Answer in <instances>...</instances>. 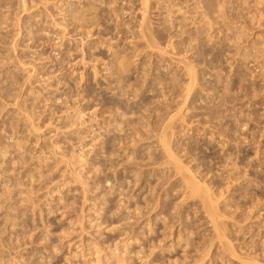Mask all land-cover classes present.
<instances>
[{"label":"rangeland","instance_id":"374dc122","mask_svg":"<svg viewBox=\"0 0 264 264\" xmlns=\"http://www.w3.org/2000/svg\"><path fill=\"white\" fill-rule=\"evenodd\" d=\"M83 7L87 9H83ZM80 8L87 13L79 10ZM80 11L84 12V15L80 16L85 18L84 22L77 20L80 19ZM72 15H75V19L72 18ZM119 55L123 58L120 59ZM117 60L126 63V65L124 64L125 70L121 75L123 78H120L121 76L116 73V67L113 64ZM19 86L21 89L18 88ZM20 90L23 92H19L20 95H18ZM110 90L115 92L112 93ZM0 96V150L2 152L7 150V153H2L7 155L6 158L1 157L4 155L0 154L1 163V158L4 159V164L0 163V172H5L2 175L3 178L0 175V192L6 194L0 193V199L3 200L6 196L7 203L14 204L16 201L15 203L18 205L21 198L26 200L23 199V203L19 207L14 204L11 205L12 209L10 207L7 210L0 208V262H2L0 264H5L3 260L7 264H169L168 261H172L171 264L175 262L178 264H264V246L262 245L264 243V237H262L264 236L263 0H146L145 7L142 5V0H0ZM14 98L21 102L17 103ZM6 99L7 101H4ZM2 101L11 103V105H4L5 103L2 104ZM87 101L90 102L87 103ZM14 105L21 107L22 110L20 111L18 107L16 109ZM10 106L16 110L11 109ZM32 106L35 110H32L33 112L30 111ZM94 106L97 112H95ZM99 106L102 111L98 109ZM91 110L95 112L96 117L90 113ZM19 111L30 112L29 115H33L39 120L31 116L26 119L27 113H24V116L20 115ZM79 111H84L85 116H83V120L78 121L76 116L79 117ZM17 114H19V118ZM117 116L121 117L118 118ZM144 116L149 121L143 119ZM28 118L33 120L32 123L34 124L42 123V126L32 124ZM90 118H93L92 121L89 120ZM166 118H171V121L170 119L164 121ZM19 119H25L23 120L25 124L18 121ZM35 121L38 122L35 123ZM125 122L135 123L133 124L135 126ZM147 122L150 125L148 128L155 129L151 134L148 132L150 129L142 131L146 130L147 124L144 123ZM156 122L161 123L160 126H166L164 124L173 126L171 128H173L174 134L169 133V136L165 137L168 140L167 145L172 146H169L167 151L170 148L177 149V153L175 150L171 149V151L173 155L177 154L174 157H178L176 160H179L182 165L178 164L179 161H173L172 157H170L172 160L169 159V161L176 163V165L169 164L168 160H163L161 155L164 150L162 147V150L159 149L161 144L156 142L157 140L160 141L158 138H163L162 135L160 136L161 131L165 129L164 133L167 135L166 131L169 128L164 127L163 129L162 126L161 130ZM124 123L128 126L125 127ZM27 125H34L39 128L33 127V129ZM169 125L167 126L169 127ZM15 126H18L19 129ZM116 126L121 130H117L121 132V136H118L119 133H115V131L113 133ZM27 127L30 128V132ZM135 128L138 130L141 128L140 132ZM31 129L36 131L41 129L40 132L43 133V136L39 137L42 138H38V135L42 133L36 132L35 137L38 138L36 139ZM90 129L94 132H89ZM16 131H20V135ZM141 131L145 132L146 135L149 133L148 137L152 136L151 139L143 135ZM122 132H130V134L135 132V134L132 133L136 136H133L136 139L134 144L143 142L144 136L147 142L144 141L146 142L143 143L145 144L144 147L142 144H140L142 146L138 144L133 149V143L130 142L131 137H122ZM159 132L160 134H158ZM14 134L18 135L14 136ZM29 134L33 135L29 136ZM139 134L140 137H143L137 142L140 138ZM114 135L116 137H113ZM157 135L159 136L157 137ZM12 136L14 138H11ZM28 136L30 142L28 139H23L28 138ZM49 137H56V139L53 141L52 138L51 141ZM108 137H110L109 140ZM112 137L126 138L125 140H129L128 143H132V149L125 147L127 145L130 147V143L126 144L127 141L117 138L119 143L124 142V144L121 145L120 143V148L117 146L118 148L114 150L118 143L114 145L115 143L111 140ZM20 138L21 140H19ZM58 138L60 139L58 140ZM11 139L27 142L18 143L15 141V145H12ZM117 139L114 140L118 141ZM131 140L133 141V139ZM39 141L40 144H38ZM108 141L112 142L111 146L115 148H110ZM148 141L150 146H148ZM54 142L60 145L59 154L50 153V146ZM30 143L34 146H30ZM36 143L39 147H35ZM13 146L20 147V150ZM24 146L28 148H24ZM147 146L150 148H145ZM140 148L145 150H138ZM40 149L48 151L42 152ZM136 149L141 153L133 152ZM148 149L151 151L148 152ZM102 150L109 151V153H104ZM125 150L129 152H123ZM113 151H116V156H113ZM21 152L22 155L25 154L24 156H26H23V159L20 155ZM33 152L35 153L33 154ZM39 153H44V156L49 155V159L56 157L52 155L57 154L62 157L64 154L63 156L67 160L73 161L74 158V162H72L73 164L65 162L69 163L68 165L64 162L63 164L59 163L61 166L55 165L57 163L51 162L49 159L47 162L48 156L44 157ZM81 153L86 160L83 159ZM117 153L124 162L126 158H131L125 162L128 164L125 165L127 167L124 168L123 161L119 159ZM132 153L134 156H131ZM166 153L164 152L165 156H172V153ZM18 154L20 157L17 156ZM79 154L83 159L81 161L80 158L78 159ZM111 154L114 158L117 157L118 162L120 160L119 164L122 163V167L118 168L120 165L117 164L118 166L113 167L116 168L115 171L110 172L111 169L108 168H111L109 165L112 161L105 159ZM11 155H15V157L12 156V159ZM30 155L33 157L31 158ZM39 155L43 157H39L42 160L37 158ZM106 155L107 157L104 159ZM147 155L154 158L149 160ZM10 157L11 159H9ZM90 157H95V159L87 160ZM135 157L136 160H134ZM139 158H142V161ZM43 159L47 165L42 163ZM103 160L106 161L107 165L102 163ZM113 162L112 164H116L117 161ZM232 162H236V164L233 165ZM26 163H28L27 166H25ZM99 163L105 164V166L100 167ZM144 164H148V168ZM65 165L68 168L70 166L75 167L73 169L75 172H72L71 167L68 170H71L72 173L67 174V169L64 172ZM29 166L30 168H28ZM31 166L34 169H31ZM107 166L109 167L106 168ZM128 166L131 168L129 167V169ZM172 166L176 167L177 170ZM178 166H181V169ZM39 168L42 170H39L41 172H38ZM143 168L145 170H142ZM185 168L189 172L192 170L194 173V175L190 173L192 178L196 174H198L196 179L202 178L204 175L201 184L197 183L198 187L206 186L199 187L204 189V194L207 193L206 190L209 192L212 189L215 190L212 192L215 193L216 206L209 200H213V197H209L208 201L206 200L209 193L205 195V198H203L204 194L193 195L192 192H190V197L188 196L189 191L186 192L187 188L185 189V187H188L189 184L183 187L188 181L181 179L189 176V172L187 174ZM19 169L22 172L19 174L20 176L18 175L21 179L17 176ZM151 169L154 170L151 171ZM178 169H184L183 172L186 175L181 171L185 175L183 177ZM26 170L31 172L28 173ZM34 170H37V174H43L38 177L32 172ZM61 170L63 171L61 172ZM100 170L103 172L105 170L104 174L109 175H105L109 178L106 177V180L109 181L104 180V178L103 180L109 182L107 185L111 182V185L114 186H110L111 188L115 187L113 188L114 191L108 188L106 182L100 178V176L105 177ZM132 170L135 173L141 171L140 175L144 174L141 176L142 180L139 173L138 175L132 174ZM175 171L177 172L175 173ZM26 172L27 176H25ZM63 172L65 175L63 174L62 177L60 173ZM112 172H115V175H110ZM150 172L151 174H149ZM209 172L218 174H209ZM11 175L17 177H13L8 183L12 178ZM122 175L126 177L123 178ZM132 175L136 176L133 177ZM28 176L31 177L28 179L26 178ZM32 177L34 178L32 179ZM61 177L63 181L60 179ZM136 177L141 182L136 179L137 182L133 183L136 184L135 186L122 181V179L129 181L133 178L130 182H134ZM243 177L244 179H242ZM39 178L40 180H38ZM118 178H122L121 181ZM235 178L237 180H234ZM188 179L189 177L185 180ZM200 179L198 180L200 181ZM20 180H23L24 186H26V182L28 183L25 187L27 189H23L24 186ZM58 180L61 186L63 185L62 182L64 183L63 187L56 186ZM64 180L70 183L66 184ZM191 180L196 183V180ZM5 181L7 184L3 183ZM155 181L158 182L156 185H154ZM202 182L204 183L202 184ZM18 183L20 186H17ZM50 184H55V188ZM148 184L151 187L147 188ZM47 185H50L48 190L45 188L48 187ZM116 185L125 191L121 188L119 190ZM5 187L9 188L10 191ZM29 187L33 188V191L28 189ZM2 188L6 190L2 191ZM57 188H62L61 192H58L60 189L57 191ZM69 188L70 190H68ZM13 189L19 190L16 191L17 194L13 192L15 191ZM26 190L32 192L31 195ZM34 190L38 192V195L35 194ZM53 190L57 192H52ZM154 190L156 191L155 194ZM120 191H124V193ZM139 192L141 193L138 194ZM150 193L155 195L153 197L151 194L152 199H149L151 198ZM10 194L13 195H11L12 197L20 198H16L17 200L11 198ZM144 194L146 195L143 196ZM7 195L9 196L7 197ZM27 196L32 197L30 199ZM195 196L199 199L194 198ZM145 197H147L146 200L148 199L146 202L151 201L152 204V200L156 201L157 199L154 198H158L156 202L154 201L158 205L146 203ZM123 198H128L127 201H131L127 203L126 199L123 200ZM201 198L203 201H211V206L207 205L206 201L202 204L203 201H199L202 200ZM27 199L30 202L33 200L31 202L33 205ZM161 199L164 202L160 203ZM252 199L253 204H251ZM25 202L29 203L26 204ZM203 205L207 207L213 205L215 207L213 209L219 213L218 219L215 217L216 213L214 216L208 215L218 220L213 219V222L215 221L218 225H223L222 222H225L223 227L220 226L221 229L218 225L216 226L217 232L219 228L223 237L220 234L215 236L216 233L211 235L216 232L213 224L212 227L209 226L211 223L209 219L211 220L213 217L207 218L206 209H203ZM257 205L256 212H254V207ZM13 207L19 209L15 210ZM136 207L139 209L134 211ZM248 207L249 209H247ZM125 208L127 209L125 210ZM160 208H162L161 213ZM9 209L13 215L16 211L17 215H11L8 212ZM213 209L210 210L213 211ZM138 210L141 213H138ZM207 213L211 212L207 211ZM7 214H10V217ZM121 214L122 217H120ZM135 214L141 216L137 217ZM12 217H14V221L15 218L18 222L23 219L24 221L16 222V225H13L15 223H12L14 222ZM156 217H159V220ZM148 218L153 222H147L149 221ZM143 219L145 220L143 221ZM180 222L182 224H179ZM146 223H149L148 228L151 230H147L148 224ZM163 226L167 227L164 228ZM210 228H214L213 232ZM211 236H221L218 238L222 239L213 238L214 241L212 239L210 241ZM163 238L166 239L163 240ZM210 242L214 243L210 245ZM151 244L156 248H151L150 246H153ZM224 245L227 247L231 245L229 247H233L234 250L229 248V251H234L232 253L234 255L230 254ZM220 247L222 248L220 249ZM150 248L154 252L149 250L152 251L150 253L147 250ZM162 248L165 249L159 253ZM223 249L227 252H223ZM205 250H210L207 252L209 255L205 253ZM156 252L158 253L155 254ZM201 252L202 254L205 253V257L202 256ZM153 254L155 255L153 256ZM254 254L256 257H252ZM212 256L215 257L212 259ZM174 258L180 260L173 261ZM194 259L196 261H193ZM97 260L99 261L97 262Z\"/></svg>","mask_w":264,"mask_h":264},{"label":"bare ground","instance_id":"6f19581e","mask_svg":"<svg viewBox=\"0 0 264 264\" xmlns=\"http://www.w3.org/2000/svg\"><path fill=\"white\" fill-rule=\"evenodd\" d=\"M256 1H258V0H256ZM263 1H264V0H263ZM145 4H146V0H142V5H143L144 7H145ZM83 9H87V8H84V7H83ZM83 9L80 8L79 10L84 11ZM88 10H89V8H88ZM84 12L87 13L86 11H84ZM84 12H83V13H84ZM73 13L75 14V12H73ZM73 13H72V14H73ZM77 13H78V12H77ZM79 13H80L79 17H80L81 15H84L81 11H80ZM81 13H82V14H81ZM75 15H76V14H75ZM75 15H72V18L75 19V17H74ZM76 16H77V15H76ZM70 17H71V16H70ZM84 17H85V16H84ZM74 19H72V20H74ZM76 19H77V18H76ZM80 19H81V20H80ZM80 19H77V20H78V21H82V20H83L82 22L85 21V20H84L85 18H81V17H80ZM116 56L118 57V54H117ZM119 56H120V55H119ZM120 57H121V56H120ZM122 58H123V57H121L120 59H122ZM114 59H115V58H114ZM117 59H118V58H117ZM115 61H116V60H115ZM119 61H120V60H117V62H114V61H112V62H114L113 64L115 65V66H114V65H113V66L116 67V73L119 74V75L121 76L122 73H123V71L125 70V69H124V66L126 65V63H124V61H120V62H119ZM124 64H125V65H124ZM11 73H13V72H11ZM11 75H12V74H11ZM12 76H14V75H12ZM14 78H15V76H14ZM120 78H123V76H121ZM15 81H16V80H15ZM10 83H12V82H10ZM13 83H14V82H13ZM11 86H13V85H11ZM116 87H117V86H116ZM18 88H20V86H19ZM107 88H108V87H107ZM109 88H110V87H109ZM20 89H21V88H20ZM13 90H16V89L13 88ZM110 91H112V90H110ZM19 92L22 93L23 91H21V90L18 91V95H20ZM114 92H115V91H112V93H114ZM16 93H17V92H16ZM162 93H163V91H162ZM110 94H111V93H110ZM160 94H161V93H160ZM23 95H24V94H23ZM25 95H26V94H25ZM127 95H128V94H127ZM1 96H2V95H1ZM1 96H0V97H1ZM15 96H16V95H15ZM161 96L163 97V95H161ZM13 97H14V96H13ZM17 97L19 98L20 96H17ZM17 97H16V98H17ZM88 97H89V96H88ZM20 98H23V97H20ZM24 98H25V97H24ZM128 98H129V97H128ZM10 99H12V98H10ZM2 100H3V99H2ZM14 100H16V99L14 98ZM4 101H7V99L4 100ZM4 101H2V102H3L2 104L5 103ZM9 101H11V100H9ZM157 101H159V100H157ZM166 101H167V100H166ZM16 102L18 103V102H21V101H18V99H17ZM16 102H14V103H16ZM88 102H90V101H87V103H88ZM164 103H165V102H164ZM6 104L11 105V103H5L4 105H6ZM24 104H25V103H24ZM167 104H168V103H167ZM167 104H166V105H167ZM12 105H13V104H12ZM17 105H18V104H17ZM17 105H14L15 108L18 107ZM99 105H101V104H99ZM3 107H4V106H3ZM10 107H11V106H10ZM15 108H12V107H11V109H15ZM18 108L20 109L21 107H18ZM66 108H67V107H66ZM66 108H65V109H66ZM68 108H69V107H68ZM94 108H95V106H94ZM94 108H93V110H94ZM16 109H17V108H16ZM16 109H15V110H16ZM19 109H18V110H19ZM25 109H27V108H25ZM65 109H63V110H65ZM98 109L101 110V107L99 106ZM166 109L168 110V108H166ZM21 110H22V109H20V111H21ZM27 110H28V109H27ZM32 110H34V109H33V106H32V108H31L30 111H32ZM95 110H96L95 112H97V109H96V108H95ZM20 111H19V112H20ZM34 111H35V110H34ZM84 111H85V109H84ZM84 111H79V112H78V113H79V117L76 116L77 119H78V121H79L80 119L83 120V116H85V114H84L85 112H84ZM98 111H99V110H98ZM101 111H102V110H101ZM32 112H33V111H32ZM83 112H84V113H83ZM93 112H94V111L91 110L90 113H91V114H94V116H95V112H94V113H93ZM114 112H115V111H114ZM8 113H9V112H8ZM15 113H17V112H15ZM20 113H21L20 115H24L25 112H24V113H23V112H20ZM22 113H23V114H22ZM26 113H27V112H26ZM26 113H25V114H26ZM28 113L31 114L30 112H28ZM28 113L26 114V116L24 115V116L26 117V119H27L28 116L33 117V115H29ZM34 113H36V112H34ZM90 113H89V114H90ZM109 113H111V112H109ZM4 114H6V113H4ZM96 114H99V113H96ZM13 115H14V114H13ZM17 115H18V118H19V114H17ZM76 115H77V114H76ZM87 115H88V114H87ZM122 115H124V114H122ZM14 116H16V115H14ZM90 116H91V115H90ZM94 116H93V118H94ZM99 116H101V115H99ZM102 116H103V115H102ZM148 116H149V115H148ZM148 116H146V117L148 118ZM36 117H38V116H36ZM68 117H70V116H68ZM86 117H87V116H86ZM95 117H96V116H95ZM108 117H109V116H108ZM114 117H115V116H114ZM117 117H118V116H117ZM120 117H121V116H120ZM120 117H118V118H120ZM153 117H155V116L153 115ZM21 118H24V117L21 116ZM33 118H34V117H33ZM33 118H32V119H33ZM38 118H39V117H38ZM70 118H71V117H70ZM93 118H92V119H93ZM106 118H107V117H106ZM155 118H157V116H156ZM28 119L30 120V118H28ZM34 119H37V118H34ZM67 119H69V118H67ZM87 119H88V118H87ZM92 119L90 118L89 120L92 121ZM143 119H146L145 116L143 117ZM167 119H170V121H171V118H166V120H164V121H167ZM15 120H17V119H15ZM23 120H25V119H23ZM23 120L19 119L18 121H22V123H24ZM37 120H39V119H37ZM119 120H120V119H119ZM12 121H14V120H12ZM26 121H27V120H26ZM30 121H31V123H32L33 120H30ZM30 121H28V122L30 123ZM72 121H73V120H72ZM74 121H77V120H74ZM113 121H115V120L113 119ZM116 121H118V120H116ZM124 121H129V120H124ZM146 121H149V120L146 119ZM168 121H169V120H168ZM33 122H34V121H33ZM37 122H38V121H37ZM37 122L35 121V123H37ZM100 122H101V121H100ZM102 122H103V120H102ZM104 122H105V121H104ZM121 122H122V121H121ZM121 122H120V123H121ZM22 123H21V124H22ZM125 123H126V122H125ZM125 123L123 124L125 127L128 126V125L126 126V124H129V125L132 124V126H135V125H133V124H135V123H130V122H129V123H126V124H125ZM156 123H158V122H156ZM166 123H171V122H166ZM12 124H15V123H12ZM24 124H25V123H24ZM27 124H28V123H27ZM32 124H34V123H32ZM38 124H39V123L34 124V125H38ZM69 124H70V123H69ZM75 124H76V123H75ZM103 124H104V123H103ZM144 124H147V127L143 125V127H146V130H142V131H147L148 129H150V130H148V132H149L150 134H151V132H152V133L154 132L155 129L152 130V128H148V127H150V125L148 124V122H147V123H144ZM160 124H161V123H158L157 126H160ZM17 125H19V123H17ZM22 125H23V124H22ZM34 125H33V126H31V125H27V126H30L31 128H33V127L39 128V127L34 126ZM39 125L42 126V123L39 124ZM67 125H68V124H67ZM70 125H71V124H70ZM148 125H149V126H148ZM152 125H153V124H152ZM164 125H166V126L161 125L159 128H161V130H162V126H163V129H164V127H166V129L169 128V129H167V131H169V130H171V131H169V132L166 131V133H168V134L166 135V134L164 133V132H165V129H164V131H161V130H160V131L162 132V134H160V132H159L158 134H160V136L162 135L164 139H163V138H158V139H160V141L157 140L156 143H160V144L162 145V146L160 145V148H159V149H161V147L163 148V150H164V151H162L163 154H164V152H165V153H166V152H169L168 154H170V153H172L171 149L173 150V148H170V150L167 151V150H168V147H169L170 145H167L168 140L165 139V137H166V136H169V133L174 134V133H173L174 131H172L173 128H171V127H173V126H172V125L170 126L169 124H164ZM167 125H169V127H168ZM9 126H10V125H9ZM24 126H25V125H24ZM24 126H22V127H24ZM92 126H93V124H92ZM94 126H95V124H94ZM132 126H129V127H132ZM139 126H140V125H139ZM141 126H142V125H141ZM15 127H17V128L19 129L18 126H15ZM129 127H128V129H129ZM151 127H153V126H151ZM17 128H15V130H17ZM28 128H29V127H27V129H28ZM41 128H42V127H41ZM133 128H134V127H133ZM133 128H131V129H133ZM141 128H142V127H141ZM141 128H140V130H141ZM27 129H26V131H27ZM33 129H34V128H33ZM33 129H31V131L34 133V137L36 136V135H35L36 132H39L40 134L42 133V132H40V131H42L41 129H39L38 131L33 130ZM118 129H119V128L116 126V128L113 130V133H114V131H115V133H116V132L119 133L118 136H121V135H120L121 132H119V131H121V130L119 129V131H117ZM135 129H137V128H135ZM135 129H134V130H135ZM29 130H30V128L28 129V131H29ZM137 130H138V129H137ZM140 130H138V131L140 132ZM151 130H152V131H151ZM158 130H159V129H158ZM158 130H157V131H158ZM176 130H177V128H176ZM182 130H184V129H182ZM11 131H13V130H11ZM34 131H35V132H34ZM44 131H45V130H44ZM125 131H127V130H125ZM128 131H130V130H128ZM142 131H141V133H143V135H146V133H145V132H142ZM16 132H17V131H16ZM19 132H20V131H18L17 133L19 134ZM23 132H24V131H23ZM29 132H30V131H29ZM89 132H94V131L90 129ZM130 132H131V131H130ZM130 132H125V133L122 132V137H127V138H129L128 136H130V137H131V138H130V142L133 143V142L136 140V139L133 138V136H134L133 134H135V132H132V133H133V134L131 133L132 135L130 134ZM179 132H180V131H179ZM182 132H183V131H182ZM12 133H13V132H12ZM27 133H28V132H27ZM44 133H46V132H44ZM126 133H128V135H126ZM149 133H147L146 137H148V135H150ZM176 133H177V131H176ZM18 134H17V135H18ZM129 134H130V135H129ZM136 134H137V133H136ZM17 135L14 134V136H17ZM19 135H20V134H19ZM32 135H33V134H29V136H32ZM111 135H112V134H111ZM125 135H126V136H125ZM164 135H165V136H164ZM177 135H178V133H177ZM179 135H180V134H179ZM14 136H12L11 138H14ZM29 136H28V138H23V139H25V140L28 139V140H29L28 142H30ZM39 136H43V133H42L41 135H38V138H42V137H39ZM116 136H117V134H116ZM116 136L114 135L113 137H116ZM138 136L140 137V134H139ZM153 136H154V135H153ZM158 136H159V135H157V137H158ZM180 136H181V135H180ZM18 137H20V136H18ZM21 137H22V134H21ZM23 137H24V136H23ZM50 137H51V136H50ZM50 137H49V138H50ZM113 137H112V138H113ZM122 137H121V138H120V137H117V138L120 139V140L123 139V141H125V142L127 141L126 144H129V143H130V142L128 143L129 140H125L126 138H122ZM134 137H136V136H134ZM142 137H143V136H141V137L138 139L137 142H139V140H141ZM144 137H145V136H144ZM144 137L142 138V139H143V140H142L143 142H140V143H137V144H134V143L132 144V143H130V144H129L130 147H128V145H127V146L123 145V147L125 146V147H127V148H131L132 145H133L134 147H132V148L134 149V148L137 147L136 145H138V144H139V145L142 144L143 147H144L145 144H143V143H146V142H147V141L145 140ZM151 137H152V136H149L148 138L151 139ZM175 137H176V135H175ZM16 138H17V137H16ZM35 138H36V137H35ZM35 138H34V140H35ZM38 138H36V139H38ZM52 138H53V141L56 139V137H52ZM52 138H50L49 140H51ZM117 138H113V139H111V140H113L112 142L115 143V144L113 143L114 145H116L117 143L119 144V145L117 144V145L115 146L116 148H115V147H112V146H111V145H112V142L108 141V142H110V146H111L110 148H115L114 150H116V149L120 146V143H121V142L119 143V140H118ZM167 138H168V137H167ZM181 138H182V137H181ZM44 139H45V138H44ZM59 139H60V138H58V140H59ZM109 139H110V137H108V140H109ZM114 139H117L118 141H116V140H114ZM131 139H133V141H132ZM175 139H176V138H175ZM11 140L13 141V139H11ZM19 140H21V138H20ZM19 140H14L13 143H11V144H12V145H13V144L15 145L14 142H15V141L18 142ZM25 140H24V141H25ZM39 140H41V139H39ZM45 140H46V139H45ZM106 140H107V139H106ZM106 140H105V141H106ZM147 140H148V139H147ZM164 140H167V141H164ZM24 141H22V142H24ZM36 141H38V140H36ZM51 141H52V140H51ZM144 141H146V142H144ZM149 141H150V140H149ZM149 141H148V146H150L149 143L151 142V141H150V142H149ZM158 141H159V142H158ZM182 141H183V140H182ZM22 142H18V143H22ZM25 142H27V141H25ZM41 142H42V141H41ZM165 142H166V143H165ZM18 143H17V144H18ZM31 143L34 144V142H31ZM31 143H30L29 145H30V146H34V145H32ZM37 143H38V142H37ZM37 143H36V146H35V147H37V146L39 147V145H37ZM102 143H103V142H102ZM135 143H136V142H135ZM174 143H176V142H174ZM180 143H182V142H180ZM27 144H28V143H27ZM38 144H40V141H39ZM50 144H51V143H50ZM122 144H124V142L121 143V145H122ZM131 144H132V145H131ZM177 144H178V143H177ZM12 145H11V147H12ZM21 145H22V144H21ZM25 145H26V144H25ZM42 145H44V144L42 143ZM102 145H104V144H102ZM142 145H140V146H142ZM158 145H159V144H158ZM172 145H174V144H172ZM186 145H187V144H186ZM30 146H29V147H30ZM59 146H60V145H58L56 142H54L53 144H51V146H50V153H52V154H54V153H58V154H59V153H60V152H59V149H60ZM106 146H107V145H106ZM117 146H118V147H117ZM148 146L145 147V148H150V147H148ZM174 146H175V145H174ZM176 146H177V145H176ZM191 146H192V145H191ZM5 147H6V146H5ZM13 147H15V146H13ZM17 147H18V146H17ZM17 147H15V148H16L17 150H20V149H19L20 147H19V148H17ZM25 147H26V146H24V148H25ZM40 147H42V146H40ZM61 147H62V146H61ZM108 147H109V146H108ZM125 147H124V148H125ZM138 147H139V146H138ZM170 147H172V146H170ZM186 147H188V145H187ZM9 148H10V147H9ZM9 148H8V149H9ZM15 148H14V149H15ZM26 148H28V147H26ZM44 148H45V147H44ZM102 148H104V147H102ZM119 148H120V147H119ZM132 148H131V149H132ZM141 148H142V147H141ZM141 148L138 149V150H141ZM2 149H4V148H2ZM41 149H42V148H41ZM41 149H40V150H41ZM125 149H126V148H125ZM151 149H152V148H151ZM179 149H180V148H179ZM184 149L186 150V148H184ZM4 150H6V149H4ZM4 150H3V151H4ZM9 150H10V149H9ZM23 150H24V149H23ZM28 150H29V149H28ZM35 150H36V149H35ZM37 150H38V149H37ZM60 150H61V149H60ZM107 150L110 151V149H107ZM118 150H119V149H118ZM128 150H130V149H128ZM138 150L136 149V150H134L133 152L136 153V151H137V152L141 153V152L138 151ZM142 150L144 151L145 149H142ZM142 150H141V151H142ZM161 150H162V149H161ZM174 150H175V149H174ZM174 150H173V151H174ZM176 150H177V149H176ZM176 150H175V153H177ZM185 150H184V151H185ZM0 151H1V150H0ZM13 151H14V150H13ZM24 151H25V150H24ZM24 151H23V152H24ZM41 151H42V150H41ZM44 151H48V150H43L42 152H44ZM80 151H81V149H80ZM102 151H103L104 153H107V152L109 153V151H106V150H102ZM126 151H127V150H125V151H123V152H126ZM150 151H151V150H150ZM150 151H149V149H148V152H150ZM11 152H12V150H11ZM14 152H15V151H14ZM17 152H18V151H17ZM27 152H28V151H27ZM38 152H39V151H38ZM113 152H114V151H113ZM120 152H121V149H120ZM123 152H122V153H123ZM127 152H129V151H127ZM145 152H147V151H145ZM148 152H147L146 154H148ZM2 153H7V150H6V152H5V151H4V152H2V151L0 152L1 155H4V156H1V157L6 158L7 155L2 154ZM15 153H16V152H15ZM34 153H35V152H33V154H34ZM139 153H138V154H139ZM178 153H181V152L178 151ZM184 153H186V152H184ZM12 154H14V153H12ZM23 154H24V153H23ZM39 154H41V153H39ZM52 154H51V155H52ZM61 154H63V153H61ZM81 154H82V153H81ZM81 154H79L78 159L80 158V161L83 160V159L86 160V159H85V156H84L83 154H82L83 159H82V157H80ZM115 154H116V151L114 152V155H113V156H116ZM117 154H118L117 156L119 157V153H117ZM129 154H130V153H129ZM132 154H133V155H131V156H134V153H132ZM163 154L161 155V156H163V157H162L163 160H168L169 164L176 165V163H174V162H173V163H170V162H171V161H169V159H171L170 157H172L173 161L175 160V162L179 161V160H176V159H178V157H177V158L174 157V156H176L177 154L173 155V153H172V156H165V154H164V155H163ZM166 154H167V153H166ZM188 154H190V153H188ZM195 154H196V153H195ZM15 155H16V154H15ZM15 155H11V157H12V156L15 157ZM20 155H22V152H21ZM24 155H25V154H24ZM24 155L21 156L22 159H23V156H24ZM36 155H37V154H36ZM41 155L44 156V153L41 154ZM41 155H39L37 158L42 157ZM63 155H64V154H63ZM63 155H62V157H60L61 155L58 156L57 154H56V155H52V156H56V157H51V159H49V157H50L49 155H45V156H46V157L48 156V158H47V162H48V159H49V161H51V162L53 161L54 163H57V164H55V165H58L59 163H60V164H63V162H64V163H65V162H69V163L74 162V158H73V161L70 160V159H68V160L71 161V162H70V161H68V160L66 159V157L63 156ZM94 155H95V154H94ZM107 155H108V154H107ZM107 155L104 157V159L107 157ZM109 155H110V154H109ZM120 155H121V153H120ZM122 155H123V154H122ZM127 155H128V154H127ZM127 155H125V156H127ZM139 155H140V154H139ZM9 156H10V153H9ZM17 156L20 157L19 154H18ZM27 156H28V155H27ZM45 156H44V157H45ZM95 156H96V155H95ZM111 156H112V154H111ZM111 156H108L105 160H106V161L109 160L110 162H111V161H112V162H113V161H114V162H116V161L118 162V159H116L117 157L114 158V157L112 156V158H113V159H112ZM135 156H136V155H135ZM147 156H148V159H149V160H151V158H154V157H149V155H147ZM150 156H151V153H150ZM179 156H180V155H179ZM200 156H202V155H200ZM11 157H10L9 159H11ZM13 157H12V159H13ZM24 157H26V156H24ZM30 157H31V155H30ZM32 157H33V156H32ZM32 157H31V158H32ZM34 157H35V155H34ZM59 157H60V158H59ZM136 157H137V156H136ZM136 157H135V159H134V158H132V159L136 160ZM140 157H141V156H140ZM164 157H165V159H164ZM167 157H168V158H167ZM173 157H174V158H173ZM3 158H1V159H2V163H3V160H4ZM7 158H8V157H7ZM21 158H20V159H21ZM31 158H30V159H31ZM37 158H36V159H37ZM42 158H43V157H42ZM71 158H72V157H71ZM123 158H124V157H123ZM125 158H126V157H125ZM142 158H144V157H142ZM142 158H139V160L141 159V161H142ZM18 159H19V158H18ZM39 159H41V158H39ZM39 159H38V162H40ZM44 159L46 160V158H44ZM44 159H43V161H42L43 164L46 163V161H45ZM78 159H75V160H78ZM91 159H95V157H94V158L90 157V158L87 159V160H91ZM119 159H120V157H119ZM130 159H131V158H130ZM130 159H129V158H128V159L126 158V160H130ZM172 159H171V160H172ZM5 160H6V159H5ZM16 160H17V159H16ZM24 160H25V159H24ZM41 160H42V159H41ZM105 160H103V162H102V161H100V162L105 163V162H106ZM115 160H116V161H115ZM120 160L123 161L122 158H121ZM120 160H119V162H120ZM126 160H125V162H126ZM137 160H138V159H137ZM145 160H147V159H145ZM194 160H195V158H194ZM196 160H197V158H196ZM10 161H11V160H10ZM22 161H23V160H22ZM29 161H30V160H29ZM34 161H36V160H34ZM34 161H33V162H34ZM44 161H45V162H44ZM122 161H121V162H122ZM227 161H228V160H227ZM5 162H6V161H5ZM25 162H26V160H25ZM25 162H23V163H25ZM31 162H32V161H31ZM36 162H37V161H36ZM36 162H35V164H37ZM112 162H111V165H109L111 168H108L109 166L106 167V168H108V169H111L110 172H111L112 170L115 171L116 168L114 169L113 167H115L117 164L120 165V166L117 165L118 168H119V167H122V166H121L122 163L124 164V165H123L124 168L127 167V166H125V165H128V164H125L124 161H123L121 164H119V162H118V163L116 162V164H112ZM114 162H113V163H114ZM179 162H180V161H179ZM179 162H178V164L182 165L181 162H180V163H179ZM0 163H1V162H0ZM2 163H1V164H2ZM9 163H10V162H9ZM23 163H21V164H23ZM69 163H65V164L68 165ZM108 163H109V162H108ZM3 164H4V163H3ZM7 164H8V163H7ZM7 164H6V165H7ZM27 164H28V163H26L25 166H27ZM38 164H40V163H38ZM60 164H59V165H60ZM72 164H73V163H72ZM72 164H71V165H72ZM105 164L107 165V163H105ZM105 164L102 165V164L99 163L100 167H101V166L104 167ZM153 164H155V163L153 162ZM156 164H157V163H156ZM202 164H203V163H202ZM231 164L234 165V164H236V162H235V163L232 162ZM23 165H24V164H23ZM29 165H30V164H29ZM40 165H42V164H40ZM40 165H39V167H41ZM44 165H45V164H44ZM46 165H47V163H46ZM144 165L146 166V168H148V167H147L148 164H147V165L144 164ZM151 165H152V164H151ZM222 165L225 166L226 164H222ZM222 165H221V166H222ZM60 166H61V165H60ZM69 166H70V165H69ZM148 166H149V165H148ZM203 166H204V165H203ZM4 167H6V166H4ZM21 167H22V166H21ZM31 167H32V166H31ZM52 167H53V166H52ZM55 167H58V166H55ZM55 167H54V168H55ZM62 167H64V166H62ZM65 167H66V168H64L65 170L63 169L64 172L66 171V169L68 170L71 166L68 168V166L65 165ZM129 167L131 168V166H128V168H129ZM180 167H181V166H178L179 169H181ZM182 167H183V166H182ZM197 167H199V166H197ZM227 167H228V166H227ZM230 167H231V165L229 166V168H230ZM236 167H237V166H236ZM7 168H8V166H7ZM28 168H30V166H29ZM37 168H38V167H37ZM44 168H45V167H44ZM106 168H104V169H106ZM130 168H129V169H130ZM172 168H176V167L172 166ZM200 168H202V167H200ZM233 168H234V166H233ZM24 169H25V168H24ZM31 169H34V168L32 167ZM35 169H36V168H35ZM41 169H43V167H41ZM41 169L39 168V169H38V172H41V171H42ZM51 169H52V168H51ZM56 169H57V168H56ZM56 169H53V170H56ZM73 169H75V167L73 168V166H72V167H71L72 172L74 171ZM101 169H103V168H101ZM120 169H121V168H120ZM132 169H135V168H132ZM138 169H139V168H138ZM179 169H178V170H179ZM185 169H186V168H185ZM191 169H192V168H191ZM19 170H20V169H19ZM19 170H18V171H19ZM22 170H23V169H22ZM28 170H30V169H28ZM28 170H26V171L28 172ZM39 170H41V171H39ZM44 170H45V169H44ZM63 170H61V172H62ZM71 170H70V171H71ZM121 170H122V169H121ZM121 170H120V171H121ZM124 170H125V169H124ZM139 170H140V169H139ZM139 170H137V171H139ZM142 170H145V169L143 168ZM146 170L148 171L149 169H146ZM153 170H154V169H151V171H153ZM175 170H177V168H176ZM198 170H199V169H198ZM230 170H232V169H230ZM18 171H17V172H18ZM24 171H25V170H24ZM36 171H37V170H34V171H32V172L35 173V174H37L38 172H36ZM68 171H69V170H68ZM68 171H66L67 174H68V173H72V172H70V171L68 172ZM100 171H101V174H102V173H103V174L105 173V170H104V172H103L102 170H100ZM108 171H109V170H108ZM108 171H107V172H108ZM116 171H117V170H116ZM147 171H146V172H147ZM149 171H150V170H149ZM181 171H182V173H185V172H183L184 169L179 170L180 173H181ZM186 171H187V174H188L189 170L186 169ZM228 171H229V170H228ZM235 171L238 172V170H235ZM1 172H2V171H1ZM1 172H0V173H1ZM27 172H26V175H25V176H27ZM30 172H31V171H29L28 173H30ZM64 172H63V173H60V175H62V177L65 175ZM74 172H75V171H74ZM124 172H125V171H124ZM124 172H122V173H124ZM131 172H133L132 174L135 173L134 170H132ZM140 172H141V171H140ZM140 172H137V173H135V174L138 175V173H139V177L141 178V176H143L144 174H143V175H140ZM176 172H177V171H175V173H176ZM179 172H178V173H179ZM198 172H199V171H198ZM203 172H204V171H203ZM3 173H5V172H2V174H0V175H1V176L4 175ZM6 173H7V172H6ZM20 173H22L21 170L17 173V176H18ZM114 173H115V172H114ZM114 173L112 172V174H110V175H115ZM119 173H120V172H119ZM143 173H145V172H143ZM152 173H153V172H152ZM182 173H181V174H182ZM190 173L194 175V173H192V170L189 172V176H188V175L185 176L186 173H185V175L182 174V176H183V175L185 176V179L189 177L188 180H185L184 178H181V179H183L184 181H188V182H186V185H183V187H184V186H187V184L190 185V186L188 185V187H185V189H186V188L189 189V190H187V189L185 190L186 192L189 191V192H188L189 195H188V193L186 194V192H185V194L188 195L189 197H190V195H191L190 192H192L193 195H194V194H198V195H199V194H202V195H203V194H204V191H203L204 189L202 190L201 188L206 187V186H205V185H203V186H199V187H201V188H199L197 183H200V184H201V181H202V178H203L204 175H202V178L200 177L201 179L198 178V179H200V181H199L198 179H196V178H197L196 175H198V174H196L195 177L192 178V175H191ZM199 173H201V172H199ZM210 173H211V172H209V174H210ZM215 173H216V172H215ZM215 173H211V174H215ZM227 173H228V172H227ZM23 174H24V173H23ZM23 174H22V175H23ZM31 174H32V173H31ZM41 174H43V173H39V174H37V176L39 177V175H41ZM58 174H59V173H58ZM63 174H64V175H63ZM103 174H102V175H103ZM117 174H118V173H117ZM124 174H125V173H124ZM126 174H127V173H126ZM128 174L130 175V173H128ZM147 174H148V173H147ZM149 174H151V172H150ZM206 174H207V173H206ZM216 174H218V173H216ZM222 174H224V173H222ZM7 175H8V174H7ZM22 175H21V177L24 178V176H22ZM105 175H108V174L106 173V174H104V176H105ZM190 175H191V176H190ZM11 176H12V175H11ZM17 176H12V178H10V181H8V183L11 182V179H13V177L16 178ZM19 176H20V175H19ZM19 176H18V178L21 179ZM108 176H109V175H108ZM132 176H133V175H132ZM135 176H136V175H134L133 177H135ZM147 176H148V175H147ZM184 176H183V177H184ZM5 177H7V176H5ZM30 177H31V176H30ZM30 177L28 176V177H26V178L29 179ZM34 177L36 178V176H34ZM34 177H32V179H33ZM62 177L60 178L61 180H62ZM106 177H107V176H105V177H103V176L101 177V176H100V178H101L102 180H103V178H104V180H106ZM113 177H114V176H113ZM113 177H111V178H113ZM117 177H119V176H117ZM122 177H123V175H122ZM125 177H126V176H125ZM125 177H123V178H125ZM129 177H130V176H129ZM145 177H146V176H145ZM148 177H149V176H148ZM213 177H214V176H213ZM216 177H217V176H216ZM228 177H229V176H228ZM1 178H3V176H2ZM100 178H98V180H99ZM107 178H108V177H107ZM206 178H207V177H206ZM238 178H239V177H238ZM246 178H247V177H246ZM32 179H31V180H32ZM69 179H70V178H69ZM69 179H68V180H69ZM101 179H100V180H101ZM108 179H109V178H108ZM114 179H115V178H114ZM118 179H119V178H118ZM121 179H122V178H120L119 180L121 181ZM136 179H137V177L134 178V180H136ZM147 179H148V178H147ZM191 179L196 180V181H195L196 183L192 182ZM213 179H215V178H213ZM218 179H219V177H218ZM242 179H244V177H243ZM3 180H4V179H3ZM7 180H9V179H7ZM38 180H40V178H39ZM38 180H37V181H38ZM104 180H103V182L109 181V180H106V181H104ZM115 180H116V179H115ZM123 180L126 181L128 184L130 183V185H134V186H135L136 184H133V183L137 182V180L140 181V179H137V180L134 181V182H130V180H133V178L130 179L129 181H128V179H127V180H126V179H122V181H123ZM141 180H142V178H141ZM208 180H209V179H208ZM210 180H211V179H210ZM234 180H237V179L235 178ZM12 181H13V180H12ZM20 181H21V183H22L23 180H20ZM62 181H63V180H62ZM62 181H61V182H62ZM65 181H66V180H64V182H65ZM69 181H70V180H69ZM69 181H66L65 183L68 184V183H70ZM110 181H111V180H110ZM113 181H114V180H113ZM113 181H112V182H113ZM181 181H182V180H181ZM197 181H199V182H197ZM203 181H204V180H203ZM213 181H214V180H213ZM243 181H244V180H243ZM28 182H30V181H28ZM31 182L33 183V181H31ZM55 182H57V181H55ZM97 182H98V181H97ZM100 182H101V181H100ZM103 182H102V183H103ZM117 182H118V181H117ZM140 182H141V181H140ZM204 182H207V181L205 180ZM204 182H202V184H203ZM210 182H211V181H210ZM216 182H217V181H216ZM225 182H226V181H225ZM227 182H228V181H227ZM227 182H226V183H227ZM244 182H245V181H244ZM259 182H260V181H259ZM3 183H4V184H7L6 181L3 182ZM3 183H2V184H3ZM24 183H25V182H24ZM50 183H51V182H50ZM108 183H109V182H106V183H105L107 187L109 186L108 188H111V186H114V185H111V182H110L109 185H107ZM124 183H125V182H124ZM154 183H155L154 185H156V183H158V182L155 181ZM175 183H176V182H175ZM183 183L185 184V182H183ZM27 184H28V183L26 182L25 185L27 186ZM30 184H31V183H30ZM60 184H61V183H60ZM60 184H59V180H58V182L56 183V186H58V185H60ZM62 184L64 185L63 182H62ZM66 184H65V185H66ZM99 184H100V183H99ZM103 184H104V183H103ZM113 184H115V183H113ZM116 184H118V183H116ZM122 184H123V183H122ZM137 184H138V183H137ZM178 184H179V183H178ZM205 184H206V183H205ZM207 184H209V183H207ZM8 185H9V184H8ZM8 185H6V186L10 188V186H8ZM22 185H23V183H22ZM22 185H21V186H22ZM33 185H37V184H33ZM50 185H51V184H50ZM50 185H47L48 187H45V188H47V190H48L49 187H50ZM54 185H55V184H53V185H51V186H54ZM63 185H62V186L60 185V186L63 187ZM110 185H111V186H110ZM123 185H125V184H123ZM130 185H129V186H130ZM150 185H151V184H150ZM175 185H176V184H175ZM240 185H241V184H240ZM243 185H245V184H243ZM243 185H242V186H243ZM1 186H2V185H1ZM17 186H20L19 183H18ZM23 186H24V185H23ZM26 186H24L23 189H27V188H25ZM102 186H103V185H102ZM134 186H133V187H134ZM212 186H213V185H212ZM238 186H239V185H238ZM2 187H3V186H2ZM31 187H32V186H31ZM31 187H29L28 189L32 190L33 188L31 189ZM39 187H40V185H39ZM118 187H119V186L116 185V188H118ZM130 187H131V186H130ZM144 187H145V186H144ZM144 187H143V188H144ZM149 187H151V186H149V184H148V187H147V188H149ZM155 187H156V186H155ZM173 187L176 188L174 185H173ZM179 187H180V186H179ZM189 187H190V188H189ZM236 187H237V186H236ZM240 187H241V186H240ZM250 187H251V186H250ZM5 188H6V187H5ZM9 188H8V189H9ZM16 188H17V187H16ZM18 188H19V187H18ZM37 188H38V187H37ZM54 188H55V186H54ZM113 188H115V187H113ZM113 188H111L112 191H114ZM120 188L122 189V187H120ZM120 188H118V189L120 190ZM128 188H129V187H128ZM131 188H132V187H131ZM153 188H154V186H153ZM214 188H217V187H214ZM6 189H7V188H6ZM6 189L2 188L1 190H2V191H5ZM8 189H7V190H8ZM19 189H21V187H20ZM38 189H39V188H38ZM51 189H52V188H51ZM59 189H60V191H58ZM97 189H98V188H97ZM154 189H155V188H154ZM172 189H173V188H172ZM172 189H171V190H172ZM205 189H206V188H205ZM207 189H209V188L207 187ZM210 189H212L211 186H210ZM237 189H238V188H237ZM237 189H236V190H237ZM13 190H15V189H13ZM56 190H57L58 192H61L62 188H57ZM68 190H70V188H69ZM84 190H85V189H84ZM84 190H83V192H84ZM105 190H106V188H105ZM116 190H117V189H116ZM122 190H124V189H122ZM132 190H133V188H132ZM132 190H131V191H132ZM148 190H149V189H147V191H148ZM152 190H153V189H152ZM173 190H174V189H173ZM212 190H214V189H212ZM212 190H211L210 192H212ZM251 190H252V189H251ZM9 191H10V189H9ZM11 191H12V190H11ZM16 191H19V190H15V191H13V192H15V193L17 194ZM23 191L25 192V190H23ZM27 191H29V190H26V192H27ZM32 191H33V190H32ZM54 191H55V190H53L52 192H54ZM57 191H55V192H57ZM88 191H89V190H88ZM112 191H108V192H112ZM124 191H125V190H124ZM124 191H123V192L120 191V192H121V193H124ZM144 191H145V189H144ZM144 191H142V192H144ZM149 191L151 192V190H149ZM154 191H155V190H154ZM154 191H153V192H154ZM160 191L163 192L164 190H160ZM165 191L167 192V190H165ZM214 191H215V190H214ZM217 191H220V190H217ZM234 191H235V189H234ZM34 192H36V190H34ZM47 192H48V191H47ZM62 192H64V191H62ZM153 192H152V193H153ZM166 192H165V193H166ZM170 192H171V191H170ZM206 192H207L206 194L209 193V195H207L208 197L206 198V200L209 199V197H211V198L213 197V200H212V199H209V200H211V201H212V204L215 205V204H216V201H217L216 199H214V194H215V193L212 192V193H213V196H212V193L210 194V192L207 191V190H206ZM0 193H2V192H0ZM6 193H8V192H6ZM9 193H12V192H9ZM9 193H8V194H9ZM20 193L22 194L23 192H20ZM20 193H18V194H20ZM31 193H32V192H31ZM31 193H30V191H29V194H30V195H31ZM81 193H82V192H81ZM140 193H141V192H139L138 194H140ZM152 193H150V196H151ZM155 193H156V191L154 192V194H155ZM158 193H159V192H158ZM158 193H157V194H158ZM171 193H172V192H171ZM2 194H3V195H6V194H4V193H2ZM29 194H28V195H29ZM35 194L38 195V192H36ZM167 194H169V193L167 192ZM167 194H165V195L167 196ZM206 194L203 195V198H205V195H206ZM217 194H218V193H217ZM3 195H1V196H3ZM11 195H12V194H10V196H11ZM82 195H83V194H82ZM84 195H86V194H84ZM114 195H115V194H114ZM114 195H113V196H114ZM122 195H124V194H122ZM125 195H127V194H125ZM145 195H146V194H144L143 196H145ZM152 195H153V194H152ZM193 195H192V196H193ZM8 196H9V195H7V197H8ZM12 196H13V195H12ZM12 196H11V198H15V196H14V197H12ZM32 196H33V195H32ZM32 196H31V197H32ZM34 196H35V195H34ZM118 196H120V195H118ZM148 196H149V195H148ZM150 196H149V197H150ZM154 196H155V195H153V197H154ZM158 196H159V195H158ZM5 197H6V196H5ZM5 197H4V199L2 198L3 200L0 199V208H1V209H5V208H6V210H7V209L10 207V209H12V206H13L14 204H16V203H15L16 201L13 200V201H15L14 204H12V203H7L8 200L5 199ZM27 197H29V198L31 199L30 196H27ZM27 197H26V198H27ZM35 197H36V196H35ZM84 197L86 198V196H84ZM84 197H83V198H84ZM97 197H98V196H97ZM105 197H106V196H105ZM114 197H116V196H114ZM153 197L151 196V198H149V199H152ZM156 197H157V196H156ZM256 197H258V196H256ZM16 198H20V197H16ZM16 198H15V199H16ZM87 198H88V197H87ZM94 198H96V197H94ZM94 198H93V200H94ZM137 198H138V195H137ZM146 198H147V197H145V199L143 198L145 202L148 200V199L146 200ZM194 198H198V197L195 196ZM203 198H201L202 200H199V201H203ZM9 199H10V198H9ZM23 199H24V198H23ZM23 199L21 198L20 204L23 203V202H22ZM119 199H121V198H119ZM124 199H126V201L128 200V198H123V200H124ZM143 199H142V201H143ZM154 199H157V200H158V198H154ZM159 199H160V198H159ZM198 199H199V198H198ZM258 199H261V198H258ZM258 199H256V200H258ZM16 200H17V199H16ZM19 200H20V199H19ZM19 200H18V201H19ZM24 200H25V199H24ZM27 200L29 201V199H27ZM96 200H97V199H96ZM123 200H122V201H123ZM157 200H156V201H157ZM162 200H163V199L160 200V203H161V202H164V201H162ZM204 200H205V199H204ZM206 200H205V201H206ZM25 201H26V200H25ZM130 201H131V200L127 201V203L130 202ZM132 201H133V200H132ZM142 201H141V202H142ZM154 201H155V200H154ZM154 201L152 200L153 204L158 205V203H154ZM156 201H155V202H156ZM205 201H203L202 204L205 203ZM207 201H208V200H207ZM207 201H206V202H207ZM211 201L207 202V205H210V206H211V204H210ZM252 201H253V199L251 200V204H253ZM261 201H262V200H261ZM9 202H12V201L9 200ZM29 202H30V201H29ZM29 202H25V203L28 204ZM31 202H33V200H32ZM31 202H30V203H31ZM103 202H104V201H103ZM148 202L150 203L151 201H148ZM148 202H146V203H148ZM158 202H159V201H158ZM214 202H215V203H214ZM255 202H258V201H255ZM259 202H260V201H259ZM35 203H36V202H35ZM123 203L125 204V202H123ZM160 203H159V204H160ZM239 203H240V202H239ZM20 204H19V205H20ZM31 204L33 205V203H31ZM31 204H30V205H31ZM150 204L153 205L152 203H150ZM163 204H164V203H163ZM256 204H258V203H256ZM261 204H262V203H261ZM11 205H12V206H11ZM16 205H18V204H16ZM16 205H15V206H16ZM19 205H18V207H19ZM213 205H212V207H210V206L207 207L206 205H203V206H204L203 209H204V210L206 209V210H205V211H206V212H205V215L208 216L209 214H211V215L214 216L215 213H216V216H215V217L218 219L219 217H217V216H219V215H218L219 213H217V211H216L215 209H213V208H215ZM223 205H224V204H223ZM34 206H35V205H34ZM147 206H148V205H147ZM149 206H150V205H149ZM163 206H164V205H163ZM215 206H216V205H215ZM238 206H240V205H238ZM259 206H262V205H259ZM32 207H33V206H32ZM153 207H155V206H153ZM161 207H162V206H161ZM198 207H199V206H198ZM217 207H218V205H217ZM217 207H216V208H217ZM256 207H258V205L254 207V208H255V211H254V212H256ZM21 208L23 209V207H21ZM133 208H135V207H133ZM137 208L139 209V207H136V209H134V211H136ZM141 208H143V207H141ZM150 208H151V207H150ZM150 208H148V209H150ZM163 208H164V207H163ZM184 208H185V207H184ZM209 208H210V209H213V211H216V212H213V211L210 210ZM261 208H262V207H261ZM10 209L8 210V212L10 211ZM13 209H15V208L13 207ZM16 209H19V208H16ZM16 209H15V210H16ZM126 209H127V208H125V210H126ZM145 209H147V208L145 207ZM153 209H154V208H153ZM160 209H161V210H160V213H161L162 208H160ZM247 209H249V207H248ZM251 209H252V208H251ZM251 209H250V210H251ZM258 209H259V208H258ZM141 210H144V209H141ZM172 210H173V208H172ZM185 210H186V209H185ZM199 210H200V209H199ZM244 210H246V209H244ZM252 210H254V209H252ZM1 211H3V210H1ZM11 211H13V210H11ZM18 211H20V210H18ZM139 211H140V210H138L137 212H138V213H141V212H139ZM147 211H148V210H147ZM170 211H171V210H170ZM207 211H208V212H211V213H207ZM246 211H249V210H246ZM258 211H259V210H258ZM258 211H257V212H258ZM3 212H4V211H3ZM23 212H25V211H23ZM23 212H22V213H23ZM137 212H136V213H137ZM143 212H144V211H143ZM145 212H146V210H145ZM145 212H144L143 214H145ZM151 212H152V210H151ZM227 212H229V211H227ZM249 212H250V211H249ZM0 213H1V212H0ZM4 213H5V212H4ZM9 213H11V212H9ZM147 213H148V212H147ZM213 213H214V214H213ZM251 213H252V212H251ZM15 214L17 215L16 211H15L14 215L11 213V215H13V216H15ZM126 214H127V213H126ZM171 214H172V213H171ZM242 214H244V213H242ZM249 214H250V213H249ZM0 215H1V214H0ZM7 215H8V214H7ZM138 215L141 216L140 214H138ZM159 215H160V214H159ZM159 215H157V216H159ZM19 216H20V215H19ZM21 216H22V215H21ZM132 216H133V215H132ZM132 216H131V217H132ZM135 216H137V214H135ZM139 216H137V217H139ZM168 216H169V215H168ZM171 216H172V215H171ZM173 216H174V215H173ZM213 216H208L207 218L209 219V217L211 218V217H213ZM245 216H246V215H245ZM6 217H7V216H6ZM8 217H10V214L8 215ZM23 217H24V216H23ZM118 217H119V216H118ZM120 217H122V214H121ZM124 217H126V216H124ZM149 217H150V216H149ZM184 217H185V216H184ZM204 217H206V216H204ZM241 217H242V216H241ZM13 218H14V217H12V220H13ZM21 218H22V217H21ZM134 218H136V217H134ZM156 218H157V217H156ZM158 218H159V217H158ZM158 218H157V220H159ZM180 218H181V217H180ZM216 218L214 219V217H213V218H211V220L209 219V221H211V223H210L209 226L212 227V226L214 225V226H215V230H216V232H213L214 228H210V229H212V231H211V230H207V231H211V232H213V234H211V235H214V233H216L215 236H216L217 234H218V235L220 234V235L223 237V234H222L219 230L221 229L220 226L223 227V225H225V224H224L225 222H222L223 225H218L217 223H215V221L213 222V219H214V220H217ZM249 218H250V217H249ZM251 218H252V217H251ZM251 218H250V219H251ZM6 219H9V218H6ZM10 219H11V218H10ZM18 219H19V218H18ZM22 219H23V218H22ZM122 219H123V218H122ZM122 219H121V220H122ZM148 219H149V218H148ZM161 219H163V218H161ZM164 219L166 220V218H164ZM250 219H249V220H250ZM12 220H10V221L12 222ZM123 220H124V219H123ZM144 220H145V219H143V221H144ZM157 220H154V221L157 222ZM180 220H181V219H180ZM259 220H260V219H259ZM6 221H7V220H6ZM13 221H14V220H13ZM19 221H20V222H18V220L16 221V218H15V221L12 222V223H15V224H13V225H16V222L21 223V222L24 221V219H23L22 221H21V220H19ZM110 221H111V220H110ZM217 221H218V220H217ZM247 221H248V220H247ZM147 222L150 223V222H153V221H150V219H149V221H147ZM166 222H167V221H166ZM220 222H221V221H220ZM257 222H258V221H257ZM257 222H256V223H257ZM259 222H261V221H259ZM113 223H114V222H113ZM149 223H146V224H148V226H147V230H148V229L151 230V228H148V227H149ZM183 223H184V222H183ZM214 223H215L216 225H215ZM231 223H232V222H231ZM262 223H263V222H262ZM173 224H174V223H173ZM179 224H182V223L180 222ZM208 224H209V223H208ZM212 224H213V225H212ZM219 224H220V223H219ZM239 224H240V223H239ZM11 225H12V224H11ZM11 225H10V226H11ZM19 225H20V224H19ZM150 225H151V224H150ZM164 225H165V222H164ZM166 225H167V224H166ZM217 225H218V227L220 228V229H219V228L217 227V228H218V232H217V229H216V226H217ZM237 225H238V223H237ZM252 225H253V224H252ZM170 226L172 227V225H170ZM240 226H241V225H240ZM246 226H247V225H246ZM261 226H263V224H261ZM163 227L166 228L167 226H163ZM168 227H169V226H168ZM248 227H249V226H248ZM250 227H251V226H250ZM256 227H257V226H256ZM258 227H259V226H258ZM263 227H264V226H263ZM10 228H11V227H10ZM225 229H227V228H225ZM232 229H233V228H232ZM236 229H237V228H236ZM241 229H242V228H241ZM250 229H251V228H250ZM250 229H249V230H250ZM150 230H149V231H150ZM152 230H153V229H152ZM160 230H161V229H160ZM162 230H163V229H162ZM167 230H168V229H167ZM167 230H166V231H167ZM222 230H223V229H222ZM239 230H240V228H239ZM242 230H243V229H242ZM228 231H229V230H228ZM159 232H160V231H159ZM161 232H165V231H161ZM229 232H230V231H229ZM242 232H243V231H242ZM263 232H264V231H263ZM64 233H65V232H64ZM66 233H67V232H66ZM139 233H140V232H139ZM165 233H166V232H165ZM170 233H171V232H170ZM224 233H225V232H224ZM240 233H241V231H240ZM154 234H155V233H154ZM154 234H153V235H154ZM162 234H163V233H162ZM261 234H262V232H261ZM139 235H141V234H139ZM139 235H138V237H139ZM155 235H156V234H155ZM155 235H154V236H155ZM166 235H167V234H166ZM174 235H175V233H174ZM225 235L227 236V233H226ZM225 235H224V236H225ZM64 236H65V235H64ZM154 236H153V237H154ZM162 236H163V235H162ZM215 236H211V237L209 238L210 241H212V240L214 241L213 238L216 239V238H218V237H221V236H217V237H215ZM0 237H1V236H0ZM61 237H62V236H61ZM140 237H141V236H140ZM182 237H183V236H182ZM182 237H181V238H182ZM262 237H264V236H262ZM136 238H137V237H136ZM228 238H229V237H228ZM251 238H252V237H251ZM164 239H166V238H163V240H164ZM182 239H184V238H182ZM182 239H180V240H182ZM211 239H212V240H211ZM218 239H222V238H218ZM218 239H217V240H218ZM255 239H257V238H255ZM259 239H260V237H259ZM140 240H141V239H140ZM157 240H158V239H157ZM160 240H161V239H160ZM3 241H4V240H3ZM142 241H143V240H142ZM178 241H179V240H178ZM0 242H1V241H0ZM155 242H158V241H155ZM184 242H185V241H184ZM258 242H259V241H258ZM8 243H9V242H8ZM10 243H11V242H10ZM185 243H188V242H185ZM200 243H201V242H200ZM211 243H214V242H210V245H211ZM2 244H3V243H2ZM143 244H144V243H143ZM153 244H155V243H153ZM153 244H151V245H153ZM157 244H158V243H157ZM90 245H91V244H90ZM186 245L188 246L189 244H186ZM210 245H208V247H209ZM262 245L264 246V243H262ZM262 245H261V247H262ZM221 246H222V245H221ZM224 246L227 247L226 245H224ZM229 246H231V245H229ZM229 246L227 247V249H228L227 251H228L230 254H232L234 251H232V252L229 251V248H231V250H234V249H233V247H229ZM88 247H89V246H88ZM90 247H91V246H90ZM150 247L153 248L154 245H153V246H150ZM206 247H207V246H206ZM5 248H6V247H5ZM92 248H93V247H92ZM151 248H150V249H147V250H148V251H149V250H153V249H151ZM154 248H156V247H154ZM180 248H181V247H180ZM209 248H210V247H209ZM221 248H222V247H220V249H221ZM223 248H224V247H223ZM246 248H247V246H246ZM99 249H100V248H99ZM164 249H165V248H162L161 251L159 250V251H160L159 253H161L162 250H164ZM206 249H207V248H206ZM250 249H251V248H250ZM8 250H9V249H8ZM194 250H195V249H194ZM196 250H198V249H196ZM207 250H208V249H207ZM223 250H224V249H223ZM5 251H6V250H5ZM94 251H95V250H94ZM165 251H166V250H165ZM165 251H164V252H165ZM183 251H184V250H183ZM198 251H199V250H198ZM209 251H210V250H209ZM209 251H206V250H205V253H207V252H209ZM227 251L224 250L223 252H227ZM251 251H252V250H251ZM1 252H2V251H1ZM149 252L152 253V251H149ZM153 252H154V250H153ZM195 252H196V251H195ZM220 252L222 253V251H220ZM6 253H7V252H6ZM8 253H9V252H8ZM74 253H75V252H74ZM95 253H96V252H95ZM157 253H158V252H156L155 254H157ZM203 253H204V252H203ZM205 253H204V254H205ZM229 253H228V254H229ZM261 253H262V252H261ZM263 253H264V252H263ZM2 254L5 255V253H3V252H2ZM97 254H98V253H97ZM110 254H111V253H110ZM112 254H113V253H112ZM155 254H153V256H154ZM201 254H202V252H201ZM204 254H202V256L205 257ZM207 254L209 255V253H207ZM210 254H211V253H210ZM248 254L250 255V253H248ZM7 255H9V254H7ZM10 255H11V254H10ZM107 255H108V254H107ZM113 255H114V254H113ZM208 255H207V256H208ZM211 255H213V254H211ZM211 255H210V256H211ZM232 255H234V254H232ZM249 255H248V256H249ZM105 256H106V255H105ZM146 256H147V255H146ZM161 256H163V255H161ZM169 256H170V254H169ZM229 256H231V255H229ZM71 257H72V256H71ZM74 257H75V256H74ZM106 257L109 258L108 256H106ZM111 257H112V256H111ZM204 257H202V258H204ZM214 257H215V256H212V259H213ZM252 257H256L255 254H254V256H252ZM252 257H251V258H252ZM262 257H263V255H262ZM154 258H157V257H154ZM251 258H249V259H251ZM0 259H1V257H0ZM12 259H13V258H12ZM70 259H71V258H70ZM93 259H94V258H93ZM167 259H168V258H167ZM176 259L180 260L179 258H174L173 261L176 260ZM255 259H258V258H255ZM169 260H171V259H169ZM11 261H12V260H11ZM38 261H39V260H38ZM98 261H99V260H97V262H98ZM166 261H168V260H166ZM193 261H196V259H194ZM197 261H198V260H197ZM200 261H202V259H200ZM200 261H199V262H200ZM254 261H255V260H254ZM254 261H252V262L255 263ZM36 262H37V261H36ZM171 262H172V261H168L169 264H171ZM0 263H2V262H0ZM3 263L7 264L6 262H4V260H3ZM175 263H176V262H175ZM175 263H173V264H175ZM13 264H14V263H13ZM36 264H40V263H36ZM153 264H155V263H153ZM157 264H159V263H157ZM176 264H178V263H176Z\"/></svg>","mask_w":264,"mask_h":264}]
</instances>
